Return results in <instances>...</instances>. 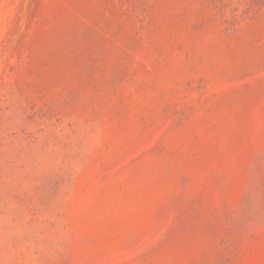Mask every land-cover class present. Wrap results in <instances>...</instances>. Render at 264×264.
Returning <instances> with one entry per match:
<instances>
[{
    "label": "rangeland",
    "instance_id": "374dc122",
    "mask_svg": "<svg viewBox=\"0 0 264 264\" xmlns=\"http://www.w3.org/2000/svg\"><path fill=\"white\" fill-rule=\"evenodd\" d=\"M0 264H264V0H0Z\"/></svg>",
    "mask_w": 264,
    "mask_h": 264
}]
</instances>
